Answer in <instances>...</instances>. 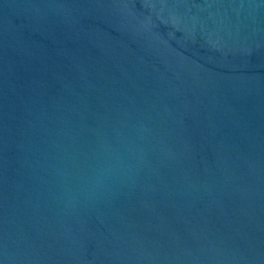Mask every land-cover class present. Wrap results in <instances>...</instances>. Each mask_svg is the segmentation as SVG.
<instances>
[{
    "label": "water",
    "instance_id": "obj_1",
    "mask_svg": "<svg viewBox=\"0 0 264 264\" xmlns=\"http://www.w3.org/2000/svg\"><path fill=\"white\" fill-rule=\"evenodd\" d=\"M0 264H264V0H0Z\"/></svg>",
    "mask_w": 264,
    "mask_h": 264
}]
</instances>
